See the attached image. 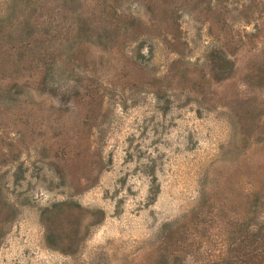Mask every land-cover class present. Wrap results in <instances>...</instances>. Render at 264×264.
I'll return each mask as SVG.
<instances>
[{
    "label": "rangeland",
    "instance_id": "374dc122",
    "mask_svg": "<svg viewBox=\"0 0 264 264\" xmlns=\"http://www.w3.org/2000/svg\"><path fill=\"white\" fill-rule=\"evenodd\" d=\"M249 220L264 0H0V264H210Z\"/></svg>",
    "mask_w": 264,
    "mask_h": 264
},
{
    "label": "trees",
    "instance_id": "16d2710c",
    "mask_svg": "<svg viewBox=\"0 0 264 264\" xmlns=\"http://www.w3.org/2000/svg\"><path fill=\"white\" fill-rule=\"evenodd\" d=\"M74 207L65 206L62 209L60 205H54L51 210H46L42 213V220L45 224V243L53 249H59L63 241H66L67 249L77 241L75 235L66 233H53V219L58 218L63 212L70 217ZM256 225V224H255ZM246 234L240 241H237V249H234V254L229 259L224 260L222 256L217 257V260L210 264H264V223L261 222L252 228L251 221L244 222L243 225ZM72 230H70L71 232ZM71 237L74 239L72 240Z\"/></svg>",
    "mask_w": 264,
    "mask_h": 264
},
{
    "label": "flooded vegetation",
    "instance_id": "af4514ba",
    "mask_svg": "<svg viewBox=\"0 0 264 264\" xmlns=\"http://www.w3.org/2000/svg\"><path fill=\"white\" fill-rule=\"evenodd\" d=\"M55 204H52L50 207H48V208H43L41 211H40V213H39V219H40V221L42 220V213L43 212H45L46 210H51L52 209V207L54 206ZM48 246V245H47ZM49 247V246H48Z\"/></svg>",
    "mask_w": 264,
    "mask_h": 264
}]
</instances>
